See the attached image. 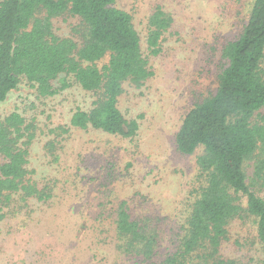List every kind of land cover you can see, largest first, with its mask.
<instances>
[{
	"label": "trees",
	"instance_id": "16d2710c",
	"mask_svg": "<svg viewBox=\"0 0 264 264\" xmlns=\"http://www.w3.org/2000/svg\"><path fill=\"white\" fill-rule=\"evenodd\" d=\"M65 15L78 22L62 35L54 22ZM174 22L163 4L153 6L144 49L133 14L119 0H0V107L20 86L33 97L0 113V222L9 209L14 219H25L34 212L30 201L54 197L55 182L40 183L31 167L40 134L47 135L43 146L51 152L71 127L137 136L139 121L127 118L121 96L126 85L141 89L155 75L151 56L162 52ZM222 56L226 64L215 92L193 104L175 136L181 153L201 150L199 184L183 203V219L175 227L161 216H135L126 199L113 203L111 214L101 209L97 218H109L115 258L132 264H247L225 252L229 225L244 217L253 219L264 247V0H253ZM72 83L89 94L90 103L75 107L68 124L49 128L40 102Z\"/></svg>",
	"mask_w": 264,
	"mask_h": 264
},
{
	"label": "rangeland",
	"instance_id": "374dc122",
	"mask_svg": "<svg viewBox=\"0 0 264 264\" xmlns=\"http://www.w3.org/2000/svg\"><path fill=\"white\" fill-rule=\"evenodd\" d=\"M252 2L119 0L133 14L144 49L153 6L163 4L175 18L162 52L151 56L155 75L141 89L126 85L121 96L120 107L127 118L139 121L138 134L128 138L71 127L58 138L54 155L43 146L47 135L40 134L31 167L36 168L40 183L55 182V194L49 201H30L28 208L34 212L25 219H14V212L6 211V219L0 222V264H132L124 257L115 258L109 218H97L103 208L111 214L119 199L130 202L135 216H161L176 227L184 217L183 203L192 197L194 184H199L196 157L201 152L181 153L176 132L193 104L215 92L226 64L222 49L242 30ZM77 22L75 16L65 15L54 24L64 35ZM27 98H33L29 89L20 86L1 105L0 113L20 108ZM89 101V94L72 83L42 100L38 110L44 111L41 118L54 128L68 124L73 109L86 107ZM225 252L247 264H264V247L251 217L231 222Z\"/></svg>",
	"mask_w": 264,
	"mask_h": 264
}]
</instances>
